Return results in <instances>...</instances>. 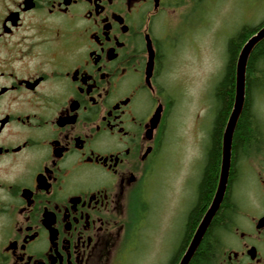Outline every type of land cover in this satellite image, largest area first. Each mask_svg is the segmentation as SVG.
Returning <instances> with one entry per match:
<instances>
[{
  "label": "flooded vegetation",
  "instance_id": "flooded-vegetation-1",
  "mask_svg": "<svg viewBox=\"0 0 264 264\" xmlns=\"http://www.w3.org/2000/svg\"><path fill=\"white\" fill-rule=\"evenodd\" d=\"M190 1L203 0H0V264H127L138 254L176 98L165 76L172 48L156 31ZM253 66L264 71V59ZM248 67L227 168L236 68L219 142L216 103L197 159L172 184L183 225L170 264L219 191L189 264L206 238L203 264H264V81L250 86ZM245 112L256 133L238 144Z\"/></svg>",
  "mask_w": 264,
  "mask_h": 264
},
{
  "label": "rangeland",
  "instance_id": "rangeland-1",
  "mask_svg": "<svg viewBox=\"0 0 264 264\" xmlns=\"http://www.w3.org/2000/svg\"><path fill=\"white\" fill-rule=\"evenodd\" d=\"M161 19L156 35L172 48L165 76L176 98L149 193L152 209L143 225L138 254L127 264H170L183 225L179 213L174 218L173 186L182 183L184 164L197 159L205 131L211 129L217 103L214 90L226 75L229 43L245 27L255 28L264 19V0L190 1L177 6L170 20ZM179 33V42L173 41L171 36Z\"/></svg>",
  "mask_w": 264,
  "mask_h": 264
},
{
  "label": "trees",
  "instance_id": "trees-1",
  "mask_svg": "<svg viewBox=\"0 0 264 264\" xmlns=\"http://www.w3.org/2000/svg\"><path fill=\"white\" fill-rule=\"evenodd\" d=\"M253 31V28L245 27L242 30V33L235 40H231L229 43V59L226 67V75L221 83L215 88L217 111L219 113L214 130V143L219 142L221 126L223 125L224 119L232 104L234 93V72L239 53ZM259 58L264 59V43L261 44L255 52L252 53L249 60L248 74L252 70V79H249L248 77V83L250 84V86H254L256 88L261 87L264 81V71H260L258 67L253 66V62L258 60ZM255 133L256 130L253 131L250 126L249 114L245 112L242 118H240L237 128L236 135L237 139H239L238 144L249 141V139ZM210 255V240L206 238L201 244L191 264H203L204 261L209 260Z\"/></svg>",
  "mask_w": 264,
  "mask_h": 264
},
{
  "label": "water",
  "instance_id": "water-1",
  "mask_svg": "<svg viewBox=\"0 0 264 264\" xmlns=\"http://www.w3.org/2000/svg\"><path fill=\"white\" fill-rule=\"evenodd\" d=\"M264 39V27L256 33L254 36L249 38L245 44L243 45L238 59L236 63V98H235V105L233 108V111L231 113V116L229 118L227 128L225 131L224 135V169L227 168L229 159H230V152H231V142H232V136L235 130V127L237 125L238 119L240 117L243 104L245 101V94H246V69H247V64L250 58V55L254 49V47ZM153 54V51H152ZM222 193L220 191L218 192L214 205L212 209L209 211L207 214L205 220L202 222L200 225L199 229L197 230L191 245L187 252L185 253L184 257L182 258L180 264H189L190 260L192 259L195 251L197 250L200 241L207 229V226L214 215L219 202L221 200Z\"/></svg>",
  "mask_w": 264,
  "mask_h": 264
}]
</instances>
